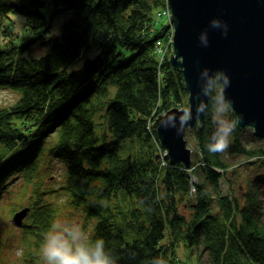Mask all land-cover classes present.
Masks as SVG:
<instances>
[{"label":"trees","instance_id":"obj_1","mask_svg":"<svg viewBox=\"0 0 264 264\" xmlns=\"http://www.w3.org/2000/svg\"><path fill=\"white\" fill-rule=\"evenodd\" d=\"M164 1L0 0V87L19 93L0 106V197L14 176L31 186L18 238L25 264H42L38 248L58 209L49 193L66 195L92 222L81 244L102 239L115 264H185L174 252L180 240L202 244L211 264H264L257 183L240 198L219 191L229 163L209 150L222 136L213 93L192 128L199 163L168 162L152 127L157 115L186 101L181 70L167 56L159 66L155 49L167 23L152 14ZM18 13L21 29L10 20ZM39 46L45 50L36 53ZM235 124L228 152L263 155V147H245L244 127ZM53 155L64 162V179L47 188L39 171ZM0 264L20 263L0 255Z\"/></svg>","mask_w":264,"mask_h":264},{"label":"water","instance_id":"obj_2","mask_svg":"<svg viewBox=\"0 0 264 264\" xmlns=\"http://www.w3.org/2000/svg\"><path fill=\"white\" fill-rule=\"evenodd\" d=\"M166 1L173 27L168 61L182 72L188 110L172 106L156 116L152 127L166 147L168 162L189 168L185 131L203 122L217 78L237 126H251L264 138V0ZM28 210L15 211L13 221L21 224Z\"/></svg>","mask_w":264,"mask_h":264},{"label":"rangeland","instance_id":"obj_3","mask_svg":"<svg viewBox=\"0 0 264 264\" xmlns=\"http://www.w3.org/2000/svg\"><path fill=\"white\" fill-rule=\"evenodd\" d=\"M167 1L165 0L163 4L157 7L153 12V17L156 23L166 22V31L160 40H156L155 49L157 52V57L159 60V66L164 61L166 56L168 57L172 51V36L173 27L170 25L169 17L164 10L167 9ZM160 7V8H159ZM161 10V11H160ZM11 22L15 23L17 29L23 27L25 18L21 14H11ZM9 21V20H8ZM61 18L57 16L53 19V29L57 30V25L60 23ZM155 24V23H154ZM55 31V30H53ZM44 47H37L36 53H41ZM78 62V64H80ZM218 79V78H217ZM214 80L211 85L210 94L213 93L212 97H216L217 101L212 110L213 119L216 122L218 128L221 131L222 136L228 145L230 144L231 137H233L232 128L236 122V117L233 114L231 107L228 102L222 96L221 83L218 80ZM19 95L17 90L12 87L3 86L0 87V106L10 105L13 103ZM188 91L186 90L185 103L184 104H174L172 106L184 107L185 113L188 110ZM171 106V107H172ZM212 118V117H211ZM196 123L193 127H187L185 131V140H187V145L191 148V162L194 161L199 163L198 156L201 155L200 147L198 146L197 140L194 137L192 128L197 126ZM236 125V124H235ZM227 129V132L224 130ZM55 139V134H51L45 145H50ZM242 142L246 146H255L264 148V138L255 135L253 127H244V133L242 134ZM164 146V145H163ZM228 148V146H227ZM222 151L224 158L228 161V168L222 173L220 177V190L224 194H228L232 197H239L243 194L245 189L252 183H257L258 185V195L261 199L264 214V154L259 156L247 157L242 154L229 153L228 150ZM165 151L166 147H165ZM120 154L125 155L127 153V148L122 145L120 147ZM163 156V148L160 149V156ZM49 165V166H48ZM47 168L44 167L39 171V178L43 179V184L48 187H56L57 184L62 183L64 179L65 165L64 162L53 155L50 159V164L47 163ZM3 194L0 197V255L4 260H9V263H23L21 256L24 253L22 244H19L18 238H20L21 233H19V228L23 224H17L13 221V213L24 206H29L28 200L31 186H26L22 182V179L18 176L12 177L7 183ZM8 189V190H6ZM66 195L49 193L47 194V199L54 201L58 205L57 212L55 214L54 222L51 225L49 231H56L62 234L70 242L75 237V242L81 244L83 239H86L92 222L84 221L83 216L78 210L72 209L65 202ZM180 208L188 213L186 204H179ZM30 210V208H29ZM26 215L24 216V218ZM23 218V220H24ZM8 229V230H7ZM48 231V232H49ZM45 240V239H44ZM44 240L39 245L38 252L40 255V263L45 264L42 255V246ZM177 256H179L185 264H211L209 256L207 255L206 248L199 244L197 246L186 245L182 240L178 241L174 245Z\"/></svg>","mask_w":264,"mask_h":264},{"label":"clouds","instance_id":"obj_4","mask_svg":"<svg viewBox=\"0 0 264 264\" xmlns=\"http://www.w3.org/2000/svg\"><path fill=\"white\" fill-rule=\"evenodd\" d=\"M227 132V129L224 130ZM228 141L223 136L217 139L210 151L222 152L226 150ZM42 255L45 264H115L114 260L105 252L104 242L98 239L94 246L86 247L70 242L62 234L54 230L49 231L42 246Z\"/></svg>","mask_w":264,"mask_h":264},{"label":"built area","instance_id":"obj_5","mask_svg":"<svg viewBox=\"0 0 264 264\" xmlns=\"http://www.w3.org/2000/svg\"><path fill=\"white\" fill-rule=\"evenodd\" d=\"M160 11H161V10H160ZM164 12H165V14H166V12H167V14H166V15L170 16L171 10H170V8H169L168 4H167V9H166V10H164ZM165 153H166V152H165Z\"/></svg>","mask_w":264,"mask_h":264}]
</instances>
